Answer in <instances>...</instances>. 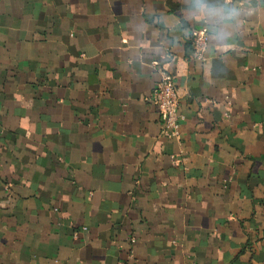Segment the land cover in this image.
Wrapping results in <instances>:
<instances>
[{"label": "crops", "instance_id": "0c3cea01", "mask_svg": "<svg viewBox=\"0 0 264 264\" xmlns=\"http://www.w3.org/2000/svg\"><path fill=\"white\" fill-rule=\"evenodd\" d=\"M0 264H264V0H0Z\"/></svg>", "mask_w": 264, "mask_h": 264}, {"label": "built area", "instance_id": "2783aa9c", "mask_svg": "<svg viewBox=\"0 0 264 264\" xmlns=\"http://www.w3.org/2000/svg\"><path fill=\"white\" fill-rule=\"evenodd\" d=\"M208 46L207 32L203 29L195 31L192 40L193 59L199 62L206 61ZM159 74L160 81L153 93L152 102L159 109L163 135L169 139L180 140L181 117L174 78L170 72L164 69H159Z\"/></svg>", "mask_w": 264, "mask_h": 264}]
</instances>
